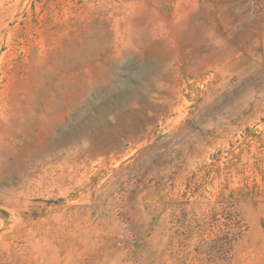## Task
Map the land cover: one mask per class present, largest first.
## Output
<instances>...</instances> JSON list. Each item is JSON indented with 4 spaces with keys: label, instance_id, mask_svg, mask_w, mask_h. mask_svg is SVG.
<instances>
[{
    "label": "rangeland",
    "instance_id": "obj_1",
    "mask_svg": "<svg viewBox=\"0 0 264 264\" xmlns=\"http://www.w3.org/2000/svg\"><path fill=\"white\" fill-rule=\"evenodd\" d=\"M0 264H264V0H0Z\"/></svg>",
    "mask_w": 264,
    "mask_h": 264
}]
</instances>
